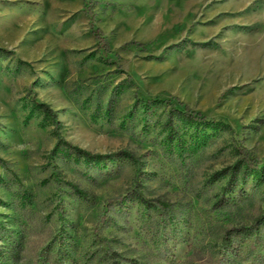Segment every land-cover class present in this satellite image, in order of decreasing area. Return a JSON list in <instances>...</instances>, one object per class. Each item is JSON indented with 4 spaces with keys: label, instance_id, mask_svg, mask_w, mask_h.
<instances>
[{
    "label": "rangeland",
    "instance_id": "1",
    "mask_svg": "<svg viewBox=\"0 0 264 264\" xmlns=\"http://www.w3.org/2000/svg\"><path fill=\"white\" fill-rule=\"evenodd\" d=\"M263 167L264 0H0V264H264Z\"/></svg>",
    "mask_w": 264,
    "mask_h": 264
},
{
    "label": "trees",
    "instance_id": "2",
    "mask_svg": "<svg viewBox=\"0 0 264 264\" xmlns=\"http://www.w3.org/2000/svg\"><path fill=\"white\" fill-rule=\"evenodd\" d=\"M83 13L88 18V25L91 33L94 35L95 40L97 42V45L99 48L103 50V52L107 55L110 54V46L108 43L107 38L105 37L104 33L101 29L96 27V14L93 10V6L90 3H86L83 7ZM183 106L182 111L177 109L175 106L173 107L170 116H179L184 117L185 119L191 120L193 122H198L204 120V117H201L200 113H194L189 111V108L187 105H184L180 103ZM44 111L55 120V130L58 131L59 129V123L56 121L55 112L51 111L46 105H41ZM242 161L243 164L246 165V169L243 171V175H247L249 173L250 168H257L258 165L254 164L252 159L249 158L246 151L242 154ZM234 175V173H231V177ZM262 176L264 178V167L262 169ZM232 183L228 182V185L224 187V191H231ZM225 198V196H224ZM264 225V215H261L258 217L254 223L250 226H239V227H232L225 231L223 239H222V245L225 251H233L237 247V241L242 238L243 235H251L253 237L252 240V248L255 247V241L258 237V231L261 226ZM108 256H109V264H120L119 262V256L118 254L112 249H107Z\"/></svg>",
    "mask_w": 264,
    "mask_h": 264
}]
</instances>
